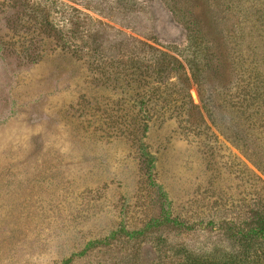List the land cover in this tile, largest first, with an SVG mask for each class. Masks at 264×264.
Returning a JSON list of instances; mask_svg holds the SVG:
<instances>
[{
  "label": "rangeland",
  "instance_id": "374dc122",
  "mask_svg": "<svg viewBox=\"0 0 264 264\" xmlns=\"http://www.w3.org/2000/svg\"><path fill=\"white\" fill-rule=\"evenodd\" d=\"M224 262L264 264V0H0V264Z\"/></svg>",
  "mask_w": 264,
  "mask_h": 264
},
{
  "label": "trees",
  "instance_id": "16d2710c",
  "mask_svg": "<svg viewBox=\"0 0 264 264\" xmlns=\"http://www.w3.org/2000/svg\"><path fill=\"white\" fill-rule=\"evenodd\" d=\"M194 41H192V43L194 42L195 46L197 47V43H196V40L193 39ZM194 52H196V50H194ZM158 59V60H157ZM157 63L155 62L153 65H149L148 67H146L147 69L146 70H153L155 71L158 75L161 74V75H165L167 74V72H176V73H179V72H189V74L191 75V78L193 81H196L197 83H200L201 84V78L204 74V64L200 63L202 62L203 60H199V59H183L184 61H181L180 59H172L171 58H164V57H160V58H157ZM137 62H131L130 63V66L132 67H138L136 64ZM135 68V69H136ZM178 88V87H177ZM181 89V90H180ZM180 89H178V93L177 95L182 99V102H184V104H188V99H187V95L184 93V88L181 86ZM173 91L176 92V88L173 89ZM148 93H144V96L143 97H148L146 96ZM158 96V95H157ZM164 101H166L165 97H163ZM148 106L147 104V101L146 103L143 104V110H147V111H143V113H145L147 116L149 117H152V114H154V112H156L155 108L153 107V104L151 106H148V108H146L145 106ZM212 105H215L214 104V99H210L209 98V104L207 105L210 109V112L212 114H214V117L217 119V117H221L220 114H219V111L216 112V109H214L212 107ZM209 112V111H208ZM210 114V119L212 120L213 122V115ZM113 122V121H111ZM223 132V131H222ZM230 132H233V133H237V127L236 126H233L232 129L230 130ZM212 264H215V263H212ZM217 264V263H216ZM220 264H229V263H220Z\"/></svg>",
  "mask_w": 264,
  "mask_h": 264
}]
</instances>
